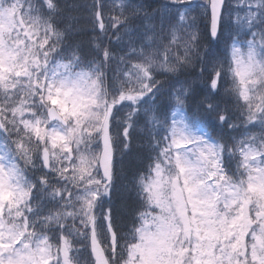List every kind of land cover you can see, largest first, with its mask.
<instances>
[{
  "label": "snow or ice",
  "instance_id": "6c2138e0",
  "mask_svg": "<svg viewBox=\"0 0 264 264\" xmlns=\"http://www.w3.org/2000/svg\"><path fill=\"white\" fill-rule=\"evenodd\" d=\"M76 12L102 34L87 52L68 43ZM105 16L0 0V264H264V0ZM141 122L124 233L112 196Z\"/></svg>",
  "mask_w": 264,
  "mask_h": 264
},
{
  "label": "trees",
  "instance_id": "16d2710c",
  "mask_svg": "<svg viewBox=\"0 0 264 264\" xmlns=\"http://www.w3.org/2000/svg\"><path fill=\"white\" fill-rule=\"evenodd\" d=\"M107 1L109 0H103V3L105 4L107 8ZM71 2V0H69ZM78 3H91V0H76ZM137 3L143 4L145 7V10H147L149 13H155V10L164 2V0H136ZM113 7V6H108ZM107 14V12H106ZM118 13L114 11V15H117ZM72 15H75L77 19L75 21H70V23L73 26V30L70 36V40L68 43L72 44H79L86 52L90 51L93 45V37H100L102 34L97 31L92 30V24L89 21L87 14L84 12H76L72 13ZM145 23H149V21H145ZM200 24V27L203 28L204 22L198 21ZM107 25V23H105ZM136 26H139L140 22H135ZM111 33H109L110 35ZM103 43L107 46L109 45L107 36H103ZM127 37H125V40ZM220 50L224 48V42L222 41L220 45L218 46ZM118 50V46H117ZM196 71H199L197 68ZM183 79V77H181ZM190 79H197L195 75L190 77ZM229 84H226L225 87H228ZM160 104L166 105L169 103V99L167 96L161 97ZM143 122H141L137 128L133 131L132 137H131V151L127 153V155L124 157L123 162V178L120 183V187L116 192L113 193L112 196V202L113 206L116 209L118 216H119V223L121 225V230L124 233H127L128 229L132 226V218L136 210V200L134 194L130 191L131 185L133 182V178L136 174V172L140 169H143L147 161L145 160L146 155V149L143 147V145L146 144V135L143 130ZM209 132L212 133L213 136L223 134L225 137L236 135L238 132L236 131H230L227 129H217V131H213L211 128L208 129ZM88 253L85 252L82 254V259L84 257H87Z\"/></svg>",
  "mask_w": 264,
  "mask_h": 264
},
{
  "label": "rangeland",
  "instance_id": "374dc122",
  "mask_svg": "<svg viewBox=\"0 0 264 264\" xmlns=\"http://www.w3.org/2000/svg\"><path fill=\"white\" fill-rule=\"evenodd\" d=\"M237 138H239V137H237Z\"/></svg>",
  "mask_w": 264,
  "mask_h": 264
}]
</instances>
